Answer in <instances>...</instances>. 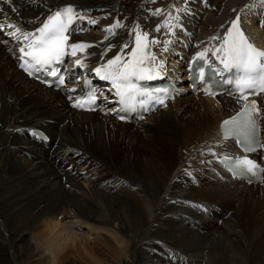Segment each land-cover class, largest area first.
<instances>
[{"label":"bare ground","instance_id":"6f19581e","mask_svg":"<svg viewBox=\"0 0 264 264\" xmlns=\"http://www.w3.org/2000/svg\"><path fill=\"white\" fill-rule=\"evenodd\" d=\"M258 1L0 0V264H264V190L214 187L221 183L214 172L229 177L216 159L236 153L218 123L238 103L217 96L170 105L188 89L179 84L190 56L220 62L213 53L235 18L264 50L254 38L264 27ZM69 4L84 19L68 43L91 46L76 56L67 50L72 68L54 92L17 69L20 49L27 51L22 32H36ZM89 20L122 26L97 37ZM136 31L157 41L148 51L170 102L130 125L114 121L109 105L94 113L70 108L82 82L73 68L99 79L93 69L117 54L127 59ZM103 86L101 96L113 94ZM258 104L264 139V94ZM203 196L220 207L203 205L202 213L196 199Z\"/></svg>","mask_w":264,"mask_h":264},{"label":"snow or ice","instance_id":"6c2138e0","mask_svg":"<svg viewBox=\"0 0 264 264\" xmlns=\"http://www.w3.org/2000/svg\"><path fill=\"white\" fill-rule=\"evenodd\" d=\"M4 2L7 3L9 0H4ZM160 11V9H157L156 14H159ZM83 19L84 16L78 13L73 5L69 4L57 9L47 17L41 27L36 29V32H22L24 40L28 43L26 45L27 51H25V48H21V53H23V56L29 57L34 65L39 66V68H44L54 62H60L68 49H71L72 56H76L78 50L83 51L91 46L83 42L68 43L70 32L73 30L72 26L77 20ZM89 23L95 24L96 21L89 20ZM238 25L239 17L237 20L232 21L231 27L223 37L221 47L217 48L213 54H220V63L223 64L225 70H235L238 78L234 83L242 93L240 98L247 101V96L243 95L245 89H259V92H264V50H258L254 47L244 36ZM121 26L117 22L106 31L112 32L113 28ZM9 27H15V25H9ZM16 32H21V29L16 28ZM155 43L157 41L148 40L147 33L136 31L135 47L128 53L127 59L117 54L114 58L93 69L101 79L111 81L121 103L134 101L136 96L153 98L152 93L142 91L134 81L151 80L158 74L156 69L160 65L155 63V55L148 51L149 44ZM124 47L128 46L124 45ZM199 56L203 58L204 53H200ZM76 64L81 65L82 61L77 59ZM148 65H151V67ZM21 67H25V65L22 64ZM31 67L32 65H28L25 70L28 71ZM29 74L31 75V72ZM52 75L55 76L56 73L53 72ZM203 75L204 72L201 70V76ZM60 83L63 84V78H60ZM253 94L258 93L253 92ZM92 99H95V97H92ZM156 100L158 103L164 104L163 99L156 97ZM73 106L83 107L80 103ZM254 112L259 113L256 103L254 101L245 103L236 116L223 121L221 128L225 138L236 137L241 143L251 140L257 126L256 119L253 117ZM233 169L238 175L241 174L242 170L255 174L258 166L253 161L245 158L236 161Z\"/></svg>","mask_w":264,"mask_h":264},{"label":"rangeland","instance_id":"374dc122","mask_svg":"<svg viewBox=\"0 0 264 264\" xmlns=\"http://www.w3.org/2000/svg\"><path fill=\"white\" fill-rule=\"evenodd\" d=\"M259 3H261L262 2V0H259L258 1ZM182 3V1H180V4ZM257 3V2H256ZM264 3H262L261 5H263ZM259 5V4H258ZM251 11L252 12H250V15H251V17L253 18L254 16H256V12L258 11V10H256V9H251ZM259 14H260V17H263L264 15L261 13V12H259ZM259 19H261V18H259ZM81 25V24H80ZM105 24L104 23H100V22H96L95 24H91L88 28H87V30L92 34V35H94V36H97V37H100V36H103L104 35V33H106V30L108 29V27H106V25L104 26ZM83 26V25H82ZM81 26V27H82ZM87 26V25H86ZM85 28V27H84ZM259 29H258V31H257V33H256V35L254 36V38H258L261 42H263L264 43V27H262L261 25H259V27H258ZM86 29V28H85ZM73 33L75 34V35H78L77 33V29L75 28L74 30H73ZM250 41H252L251 39H250ZM31 81V80H30ZM33 82V81H32ZM34 83V82H33ZM36 84V83H35ZM37 85H39V84H37ZM40 86V85H39ZM179 86L180 87H182V88H184L186 85H185V83H180L179 84ZM41 87V86H40ZM189 91H188V89L187 90H181V96H180V99H176V101L174 100L173 102H171L170 103V105H174V104H177L178 106L179 105H181L180 104V102H184L185 100H187L188 98H192L191 100H192V102H194L195 101V99H197V98H201V99H203V97H200L198 94H190V93H188ZM184 100V101H183ZM179 101V102H178ZM170 102V101H169ZM178 102V103H177ZM183 112V111H182ZM185 112V111H184ZM115 121V120H114ZM142 121H144V120H142ZM117 122V121H116ZM146 123V122H145ZM127 125H130V124H127ZM129 143H131V141L129 140ZM134 143V142H133ZM201 163V165H202V163L203 162H200ZM186 172H188V171H186ZM190 173V172H189ZM214 174V176L218 179V181H221V183H214V187L216 188V189H220L221 187L223 188V187H227L228 189L229 188H231L230 190H233V188H235V189H238L239 187H241V185L239 184V185H236V184H233V183H228V182H225V181H227V178H229V177H227L226 175H224V176H226V177H222V175L220 174V173H217V172H214L213 173ZM225 182V183H224ZM196 187H197V183H196V185H195ZM248 188H251L253 191H256L255 189H259L260 190V192H262L263 190H264V186H262V187H260V186H250V187H248ZM260 195V194H259ZM202 196V195H201ZM261 196V195H260ZM202 199H200V198H198V199H196L197 201V203H199L198 204V206H199V209L201 210V212L202 213H205V209L203 208V205H208L209 207L210 206H213L214 205V207L216 206V207H220V204H219V202H217L216 203V201H214V200H212V199H208V198H205L204 196L203 197H201ZM207 203V204H206ZM221 203V202H220ZM236 217H237V215H236ZM218 227H220V225L218 224Z\"/></svg>","mask_w":264,"mask_h":264}]
</instances>
